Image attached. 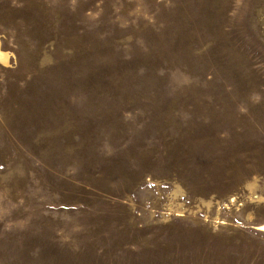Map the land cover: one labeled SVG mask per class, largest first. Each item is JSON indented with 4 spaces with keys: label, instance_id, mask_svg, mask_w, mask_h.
<instances>
[{
    "label": "rangeland",
    "instance_id": "1",
    "mask_svg": "<svg viewBox=\"0 0 264 264\" xmlns=\"http://www.w3.org/2000/svg\"><path fill=\"white\" fill-rule=\"evenodd\" d=\"M0 264H264V0H0Z\"/></svg>",
    "mask_w": 264,
    "mask_h": 264
},
{
    "label": "bare ground",
    "instance_id": "2",
    "mask_svg": "<svg viewBox=\"0 0 264 264\" xmlns=\"http://www.w3.org/2000/svg\"><path fill=\"white\" fill-rule=\"evenodd\" d=\"M13 54V53H12ZM9 52L5 51L2 47V43L0 40V66L2 68H10L11 59L13 58V55ZM258 231L262 232L264 234V224L260 225L256 228Z\"/></svg>",
    "mask_w": 264,
    "mask_h": 264
}]
</instances>
